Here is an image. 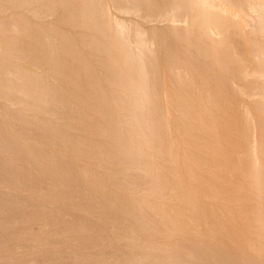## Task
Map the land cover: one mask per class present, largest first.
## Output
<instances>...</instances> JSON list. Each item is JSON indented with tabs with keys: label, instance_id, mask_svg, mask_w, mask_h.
<instances>
[{
	"label": "bare ground",
	"instance_id": "bare-ground-1",
	"mask_svg": "<svg viewBox=\"0 0 264 264\" xmlns=\"http://www.w3.org/2000/svg\"><path fill=\"white\" fill-rule=\"evenodd\" d=\"M65 21L81 29L69 45L58 38ZM11 34L30 41L21 48ZM80 66L89 74H79ZM62 82L73 89L66 98L55 91ZM41 111L48 113L46 123L69 121L77 131L81 122L98 129L104 120L116 132V145L131 149L126 160L118 159L126 179L114 193L108 189L107 204L121 200L133 211L142 208L145 193L158 192L155 199L168 205L157 207L156 224L171 236L194 237L153 247L163 256L155 264H264V242L249 239L255 237L252 221L264 239V216L247 196L264 194V0H0L1 127L11 131L5 123L11 118L38 127L45 124L36 117ZM87 111L103 117L86 119ZM162 127L177 135L170 138L177 150L165 148ZM56 138L61 145L77 142L91 159L111 158L99 151L103 146L90 147L77 136ZM17 139L0 137V151L14 154ZM181 144L186 147L179 152ZM0 169L12 175L11 165ZM74 174L105 179L80 167ZM110 174L117 180L115 170ZM171 212L175 219L167 218ZM239 231L246 233V247L236 242Z\"/></svg>",
	"mask_w": 264,
	"mask_h": 264
},
{
	"label": "rangeland",
	"instance_id": "rangeland-1",
	"mask_svg": "<svg viewBox=\"0 0 264 264\" xmlns=\"http://www.w3.org/2000/svg\"><path fill=\"white\" fill-rule=\"evenodd\" d=\"M20 29L26 30V25L22 24ZM57 29L58 38H63L67 45L72 44L78 35L77 32L81 31L78 28L73 30L66 21L60 22ZM11 37L17 38L15 43L21 48L25 42L30 41L23 35L17 37L11 34ZM79 56L83 61L88 62L87 52L81 51ZM69 65L70 68L76 67L75 64L69 63ZM84 71L88 73L83 66L78 68L79 74ZM91 76L96 84H100L101 88L105 89L94 69ZM62 83L65 85H62L64 91L58 87L55 91L66 98L67 92L73 89L69 83ZM86 105L91 109L97 108L91 102H86ZM10 113L17 116L15 109ZM36 114L37 120H42L45 124L41 123L37 127L32 123L19 122L15 118L7 122L3 121L9 124L11 131L1 127L0 124V137L4 141L9 140L12 135L18 138L12 143L14 154L10 151H0V166L11 165L12 170V175H9L0 169V264H155L163 259V256L162 252L153 247L159 245L169 248L174 240L194 239L190 235L171 236L167 233L165 226L156 224L154 214L158 213L157 207H166V201L164 202L163 198L155 199L159 195L158 192L145 193L147 196L142 203V208L135 206L134 208L137 209L133 211L119 204L121 200L116 206L107 204L105 194L108 193V189L112 187L111 192L114 193L113 187L118 186L116 183L124 182L126 179V175H121L124 168L122 161H124L123 157L126 160V154L130 155L131 149L129 147L121 149L116 145V132L109 129L107 125L104 126L107 124L106 121L102 120L98 129L89 124L85 126L81 122L79 126L81 130L77 131L67 127L69 121H59V124L46 123L48 113L45 111ZM84 117L101 119L103 116L87 111ZM105 119L107 120V116ZM161 123L163 126L164 122L161 121ZM78 124L79 121L76 120L73 125L76 127ZM101 128L105 130L104 133L100 132ZM161 129L165 148L176 149L170 141V138L177 136L175 132L163 127ZM14 131L21 134L18 135ZM60 134L77 136L79 140L84 139L90 147L95 144L103 146L99 151L103 154H111V158L94 160L82 155L80 152L82 147L78 146L77 142L61 145L56 138ZM177 138L180 140L179 137ZM133 140L139 143L141 141L134 138ZM64 146L66 148H63ZM142 146L146 154L150 153L146 145ZM183 147L186 146L181 144L178 151L182 152ZM74 148H78V151ZM115 149L122 153L116 152ZM178 154L182 156L181 153ZM176 162H182V160L179 159ZM79 167L104 176L105 181L101 179L98 181V177V179L78 177L74 174V169L76 171ZM111 170L118 173L117 180L110 174ZM170 175L169 171L164 176L168 178ZM64 177L68 181L62 179ZM88 178L90 182L85 183V179ZM173 183L177 186L176 179ZM178 183L181 184L179 180ZM218 187L223 190L222 187ZM112 195L117 201L119 197ZM247 196L256 203L252 208L264 216V194ZM199 199L205 204L209 203V200ZM178 207V210L184 208L181 202ZM176 215L171 212L167 218L175 219ZM258 226L259 224L252 221V234L255 237L249 239L250 243L261 246L264 239L255 234L263 233V230ZM123 230H127L128 235L124 238L118 237L117 235ZM239 234L240 237L236 238V242L246 247L248 245V241L244 239L246 233L239 231ZM154 240L159 241L156 244H148L151 241L155 242ZM144 243L149 246L147 250L142 245ZM99 248L100 252L97 251ZM178 255L179 253H176L174 257L182 259ZM216 257L218 261L220 256L216 255ZM187 261L192 262L189 259ZM260 261L264 262V256L260 258ZM190 263L187 262V264Z\"/></svg>",
	"mask_w": 264,
	"mask_h": 264
}]
</instances>
